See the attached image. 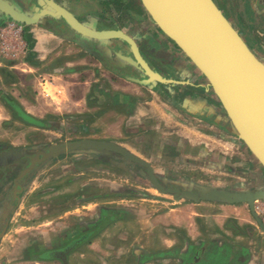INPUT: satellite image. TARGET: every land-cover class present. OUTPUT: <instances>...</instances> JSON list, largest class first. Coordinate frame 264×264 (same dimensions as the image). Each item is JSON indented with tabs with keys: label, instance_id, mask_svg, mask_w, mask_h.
Masks as SVG:
<instances>
[{
	"label": "crops",
	"instance_id": "1",
	"mask_svg": "<svg viewBox=\"0 0 264 264\" xmlns=\"http://www.w3.org/2000/svg\"><path fill=\"white\" fill-rule=\"evenodd\" d=\"M87 3V8L82 10L83 12H106V2L101 4L97 2L98 5H95L96 2L93 3V0H90ZM249 6L256 10L258 14L257 18L239 20L243 27L245 26L247 36L257 43L260 41L261 36L264 37V0H249ZM45 31L47 33L44 34H41L36 29H30L29 31V33L34 32V35L31 34L35 39L33 50L36 51L37 58L42 61L49 56V52L53 49V44L51 48L43 45L44 41L50 42L54 38L49 34L51 31ZM81 63L84 62L81 60H71L62 64L63 66L61 65L60 70L57 72L42 74L45 77H52L50 85L53 91L51 97H45L43 100L38 97V110L40 112H52L54 115L63 113L80 114L85 112L89 114L99 113L100 118H104V122L108 118V123L105 122L104 128L98 133L100 137L94 139L111 140L121 144L134 154L149 161L156 173L158 171L155 169L154 162L151 158L148 160L144 152L147 149H154L155 147L159 153L173 148L174 154L179 155L180 161H184L185 165H190L195 160L193 163L204 170L212 167L213 169H222L226 166L229 167V165H240L242 160L247 159L244 156L245 153L239 147L240 141L233 136H231V142L228 144L224 140L223 135L217 134V141L212 140L211 143L208 141L207 137L209 136L206 134L199 132L198 136L195 130L184 128L183 132L178 133L180 138L177 139V143L163 140L167 137L157 136V138H153L151 136L153 135V130L160 126V121L164 122L162 124L164 126L168 122L173 121L171 118L172 111H170L171 106L163 100L160 92L148 87L146 90L149 95L144 90L128 85L129 81L121 77H117V80L113 82L114 85L108 86V89H105L104 86L96 83L97 78L92 81L82 80L79 77L81 73L76 72L80 68L69 67L74 66L72 64ZM55 65L53 64V66ZM93 65L96 71L101 70L99 69V64ZM188 65L190 66V64ZM27 68L28 70H35L36 66H32L33 69L31 66H27ZM101 76L107 77L104 74ZM195 76H198L196 71H194L192 79ZM70 78L74 79L71 80ZM73 85H78L76 94H74ZM93 89L107 93L108 100H94L92 95ZM144 92L147 95H143ZM127 96H130V98ZM195 96L193 104L196 105L202 100L198 99V94ZM187 102V99H185L186 105H188ZM195 105H192V107H195ZM175 114L177 113L175 112ZM199 117L201 118V116ZM182 118L185 119V117ZM197 122L196 127H207L209 130H213L212 126L201 123L200 119ZM140 132L150 135L146 137L140 135ZM134 133L136 135L139 134L137 136L138 139L140 138L150 143V145L143 147V150L135 149L133 147L134 144L130 143L131 139L129 138ZM123 137L126 140L121 139ZM158 156L161 157L160 154H157ZM198 182L199 184L210 185L202 181ZM144 189L147 190L146 188ZM128 199L129 202L132 201L131 198ZM112 202L104 201L99 202V204L97 203L100 213L110 211L111 214H115L116 212V214H120L123 218L117 215L116 219H109V221L103 222L100 234L98 232L87 243L81 244L73 251L68 257V264H125V262L128 264H184L181 263L178 257L158 258L157 254L160 251L171 249L183 257L190 250L193 252L194 247L202 245L205 242H208L209 245L215 242L217 247L224 244L231 245L232 248L227 250L228 252L225 257L218 256L216 252H212L210 256L206 255L202 260L203 264H234L231 259L233 256L238 255L241 262L239 260L236 262L237 264H264V229L255 227L247 215L242 216L241 207L236 204L219 203L218 206H215L212 202L185 205L172 203L173 207H170L162 216L159 214L155 215L154 210H151L149 216L136 219L133 216H130V218L126 216L130 215L129 213H137L135 210L137 204H124L122 202L119 204L120 202L118 201L115 206H128L127 208L132 210L128 214H123L119 213L120 209H114L116 207L111 206V204H114ZM83 207L86 208V206ZM36 208V206L28 208L36 216H30L31 218H39V215L35 211ZM219 209L222 212L214 215L210 214ZM20 212L22 217H25V214L28 213L25 209L23 211L15 210L9 220V227L7 226L4 235L1 237L2 239H0V264H61L57 260L42 261L32 257L30 254L41 251L42 248L40 250H33V246L27 247V244H44L46 247H55L58 243L57 237L59 233L67 231L68 228L74 227L77 223L94 221L99 217V214L96 212L88 215L72 210L50 219L36 220L30 224H23L19 229L10 227ZM84 214L88 217H93H83ZM70 216L74 221L70 222ZM114 216L112 215V217ZM133 224H135V228L131 226ZM161 226L167 232V235H163L162 237L160 234L158 235L161 232ZM244 227L245 229L247 227L246 231L242 230ZM22 228H24V232L28 233L25 242L22 240L23 238L15 237L12 234V232L23 230ZM256 231L259 232L260 239L254 237ZM223 238H225V241ZM29 248L30 250H28ZM206 251L204 254H206ZM25 252L28 256H26ZM214 259H220V261H214Z\"/></svg>",
	"mask_w": 264,
	"mask_h": 264
},
{
	"label": "rangeland",
	"instance_id": "2",
	"mask_svg": "<svg viewBox=\"0 0 264 264\" xmlns=\"http://www.w3.org/2000/svg\"><path fill=\"white\" fill-rule=\"evenodd\" d=\"M104 2L108 3L107 0L103 1L102 3ZM138 8L140 14L143 15V28H148L149 26L152 29H156L163 43L161 49H163L167 55H170V58L175 60L177 59V64L179 60H181L182 68H184L183 66L187 67V65L190 64L187 58L181 51L171 48V42H169L167 38L158 30L157 26L152 23L139 0H113L111 10L113 16L118 18L119 23H122L124 28L129 30L130 28L125 25V23H129L130 20L127 10L136 11ZM106 10H108V5ZM93 14L95 13H89V15ZM117 15H120L122 18L118 17ZM6 20L7 19L2 20L0 25ZM232 22L234 21L232 20ZM24 29L25 32L28 33L30 29H36L37 31L41 32V34L47 33L45 31L46 29L38 23L26 26L24 25ZM30 33L34 35V32ZM49 34L54 37L53 40L50 42L44 41L43 45L51 48V45L53 44V49L51 52H49V56L43 61L36 56L38 65L36 66L35 70H28L27 68V66H31L32 68L34 65H30L28 63L23 65L19 61H12L9 58L2 57L0 55V89L8 95L15 97L27 112L33 114L36 117L45 119L48 123H53V127L47 128L26 125L20 120L15 119L12 116L11 110H9V108L0 99V145H6L8 147L18 149L20 148L24 154L34 152L35 150L51 143L80 138L100 137V134L98 133L104 128V123H108V118L104 122V118H100L99 113L89 114L85 112L80 114L63 113L60 115H54L52 112H40L38 110V97H40L42 100L47 97L42 95L39 86V80L43 76V73L54 71L57 72L60 70L62 64H65L71 60H81L84 63L72 64L74 66H69L80 68L79 71H76L81 73L79 76L80 79L92 81L97 78L96 83L104 86L105 89H108V86L114 85L113 82L117 80V77H115L113 73L109 72V70L104 68L103 65H101L97 60L89 56L88 53L76 45V43L67 39H63L53 32H50ZM263 39L264 37L261 36L260 41H264ZM23 62H25L24 58ZM53 64H56L57 66H53ZM93 64H99V69L101 70L96 71ZM13 65L17 66L13 67ZM178 67L181 68V66ZM22 68H25V70H22ZM5 71L9 73L7 74ZM102 74L107 75V77L101 76ZM180 74V78L184 79L188 77L185 69L183 70V73ZM47 79L50 82L52 81V77H47ZM70 79L72 80L74 78ZM128 83V85L144 90L148 93L146 90L148 88L147 86L130 81ZM72 87L75 91L74 94H76L78 85H73ZM178 89L181 88L179 86L168 87L166 85L158 84L157 90L161 92L160 95L162 96L163 100L168 102V105L171 106L170 111H172L171 118L173 121L168 122L165 126L162 125L164 122L160 121V126L153 130V135L151 136L153 138H157V136L167 137L163 140H169L177 143V139L180 138L178 133L183 132L184 128H190L193 131L195 130V132L198 133V136L199 132L209 136L207 139L211 143L212 140L217 141V134H221V136L223 135L226 143L229 144L232 139L231 135L223 133L222 130H220L214 124L200 117L190 115L183 109L174 107L170 103L168 99L169 96L170 98L174 99V96H171V93H177V95L179 94V97H181L183 93H194L192 89H184L183 91L179 92L177 91ZM197 91L198 95L201 96L202 92L199 90ZM147 93L144 92L143 95H147ZM173 111H175L177 114H175ZM182 117H185V119ZM198 119H200L201 123L207 126H212L213 130H209L207 127H196ZM140 135L147 137V135L150 134H143L140 132ZM137 136H139V134L136 135V133H134V135H130L129 137L131 139L130 143L134 144L133 147L135 149L143 150V147L150 145V143H147L140 138L138 139ZM121 139L126 140L125 137ZM239 147L245 153L242 154H244L245 158L247 159L242 161L240 160V165H229V169L228 167H223L222 169H213L212 167L204 170L193 163L195 160L192 161L190 165H185L184 161H180V156L174 154V150H172L173 148L159 153L158 149L155 147L156 149L150 148L144 152L147 155L148 160L151 158V160L154 162L155 169L158 171V178L161 180V182L199 183L198 181H202L210 185L229 189H254L263 185L264 174L262 167L242 142H240ZM157 154H160L161 157H157ZM110 156L112 155H102L98 153H68L60 155L46 162L44 165L39 167V169L28 179L21 194V200L15 209L16 211H23L25 209L28 213L25 214V217H22L20 212V214L16 216L17 219L13 221V224L10 227H16L19 229L23 224H30L36 220L50 219L56 215L72 210L77 211V213H86L88 215L95 212L98 213V204L99 202L104 201H113L112 203L114 204H111L113 207L118 201L120 202L119 204H121V202L124 204H137V206H135L137 213H129L130 215L126 216L128 218L133 216L136 219L149 216L151 214V210H154L155 215L159 214L162 216L164 212L169 210L170 207H173L172 203H176V205L193 203L187 199L174 201L171 195L158 192L143 175V168ZM235 162L237 163V161ZM232 167L235 168L232 169ZM255 175H259L260 178H255ZM128 198H131L132 201L129 202ZM212 203H214L213 205L215 206L219 205V202ZM255 204L258 206L264 205V200H258ZM236 205L241 207V212H243L242 216L247 215L255 227L259 228L256 221L251 216L247 204L239 203ZM30 206L37 207L35 211L36 214L39 215V218H31L35 215L28 210ZM83 206H86V208ZM115 207L116 208L114 209H128V206L122 205ZM38 211H40V213H38ZM220 212L222 211L219 209L218 211L212 212L210 214L214 215ZM86 214H84L83 217H93H88ZM114 215V217H111V220L114 218L116 219V215L121 217V215L116 214V212ZM259 215L264 221V213L261 212ZM69 220L70 222L74 221L71 216L69 217ZM9 225L10 224H8V227ZM134 225L135 224L131 226L135 228ZM22 229L23 230H19L18 232H12V234L15 237L23 238L22 240L25 242V240H27L26 235H28V233L24 232V228ZM160 229L161 232H159L158 235L160 234L161 237L163 235H167V232H165L162 226ZM242 230L246 231L247 227L246 229L244 227ZM100 232L101 230L99 231V234ZM254 237L260 239V234L258 231L254 233ZM223 240L225 241V238H223ZM8 243L10 242L8 241ZM28 246H33V250H40L45 245L27 244V247ZM28 250H30V248ZM25 254L28 256L26 252ZM125 264L128 263L125 262Z\"/></svg>",
	"mask_w": 264,
	"mask_h": 264
},
{
	"label": "water",
	"instance_id": "3",
	"mask_svg": "<svg viewBox=\"0 0 264 264\" xmlns=\"http://www.w3.org/2000/svg\"><path fill=\"white\" fill-rule=\"evenodd\" d=\"M44 1L46 6L37 7L33 13H29L23 11L13 0H0V18L3 16L26 26L37 23L45 15L61 17L70 29L81 37L93 39V42L107 45L112 39V43L120 47V42L116 41L118 38L126 43L131 55L118 54L119 57L142 71L140 77L126 76V80L150 89L156 88L157 83H180L152 69L141 56L134 39L122 29H96L55 1ZM139 1L158 30L171 42V48L181 51L195 68L198 77L204 80L206 89L220 103L230 131L253 155L264 174V59L247 44L235 23L226 18L213 0ZM39 4L43 6L42 1ZM80 43L84 49L96 55L90 47ZM68 153L112 155L124 162L135 163L144 169L143 175L158 192L172 195L174 201L187 199L193 203H246L253 219L264 229L263 220L255 207L256 201L264 200V184L254 189H229L192 182H173V186H166L149 161L121 144L105 139L80 138L51 143L31 154H25L28 161L14 178L6 212L0 222V239L21 200L23 184L29 174L36 172L49 160ZM256 177L260 178L259 175H255ZM109 219L111 217L95 225L88 235H96L101 230L102 223ZM84 240V234L80 230L59 247L30 255L42 261L59 259L62 264H68L69 255ZM163 254L157 255L159 257Z\"/></svg>",
	"mask_w": 264,
	"mask_h": 264
},
{
	"label": "flooded vegetation",
	"instance_id": "4",
	"mask_svg": "<svg viewBox=\"0 0 264 264\" xmlns=\"http://www.w3.org/2000/svg\"><path fill=\"white\" fill-rule=\"evenodd\" d=\"M13 1L17 5H19L23 11H29V13H33L37 7L41 8L44 7V5L46 6L44 0H13ZM40 1L43 2V6L39 4ZM53 1L69 9L72 13H74V15L77 16L79 20L82 21L86 20L85 21L86 23L94 26L96 29H107V28L122 29L126 34L130 35L134 39V41L138 46V50L141 56L146 60V62L152 69L159 72L162 76L166 78H172L180 82V83H167V84L157 83V86L158 84L166 85L168 87L179 86L181 89H178L177 90L178 92L183 91L184 89L193 90L194 92L193 94L183 93L181 97H179V94L177 95V93L176 94L171 93V96L173 95L174 99L170 98V96L168 99L174 107L177 108L179 107L190 115L197 117L201 116L202 119L214 124L220 130H222L223 133H227L237 139V137L229 129V124L224 118V113L222 111L220 103L214 98V96L209 92V90L206 89L204 80L200 79V77L198 76L197 77L195 76V78L192 79V77L194 76V69H195L194 67H192V65L190 66L187 65V67L183 66L184 68H182L181 60H179L177 64V59L175 60L170 58V55H167V53L163 51V49H161L163 43H162V39H160V36L157 33V30L152 29L149 26L148 28L147 27L143 28L144 19H143V15H141L139 12V8L136 11L127 10V14L130 17L131 21L129 20V23H125V25H127L130 28L129 30H126L122 25V23L121 24L119 23L118 18L114 17L112 14L111 9H112L113 0H107L108 3L106 4L108 5V10H106V12L104 13L96 12L95 15H89L88 12L82 11L87 8V4H88L87 2L90 0H53ZM103 1L104 0H93V3L96 2L95 5H98L97 2L101 4ZM213 1L218 6V8H220L222 13L226 16V18H228L230 21L232 20L234 21L233 23H235V25L237 26L238 32L245 39L247 44L259 56H261L264 59V41H258L257 43H255L254 41L249 39L245 30L246 29L245 26L243 27L242 23L239 20V19L257 18L258 14L253 7L249 6V0H213ZM117 16L122 18L120 15ZM0 19L4 20L6 18L2 16ZM37 23L41 25L43 28H45L47 31H51L56 35L62 37L63 39H67L76 43V45H78L81 49H83L86 53H88L89 56L99 61L104 68L108 69L109 72L113 73L115 77H121L123 79H125L126 76L140 77L142 73L141 69H138L136 66L129 64L126 60L119 57L118 54L127 56V55H131V52L129 46L126 43L119 40L118 38L116 39V41L120 42L121 45L120 47L112 43L113 42L112 39L109 40L107 45L103 42H98V43L93 42V39L89 37L88 38L81 37L79 33H76L74 30L70 29L65 24L64 20L61 17L53 18L49 15H45L42 16ZM80 42L90 47L96 53V55L84 49V47L80 45L81 44ZM176 64L178 66H181V68L178 67ZM184 69L185 72H187V74L189 75L187 78L183 79L180 78L179 75H181L180 73H183ZM176 72L178 75L176 74ZM197 90L202 92L201 96H199L198 98L199 100L202 101L198 102L196 106L193 103L195 102L194 99L196 98L195 94H198ZM185 99H187L188 105H186ZM192 105H195V107H192ZM31 153H26V154H31ZM27 161L28 159L25 157V154L22 151V149L8 147L6 145H0V197H1L0 222L3 219V213L6 212V208H7L6 203L9 200V193L13 187L14 178L19 174V172L25 166ZM126 163L135 164L132 162H126ZM34 173L29 174V176L25 180L23 184V190L28 179ZM162 183L165 184L166 186H173V184L170 182L167 183L162 182ZM98 214L99 217L96 218L94 221H89V222L84 221L81 223H77V225H74V227L72 226L68 228L67 231L65 232L62 231L63 233H59L57 237L58 243L57 245H55V247L43 246L41 250L59 247L60 245L64 244L70 236L75 235L80 230H82L85 237L83 243H87L92 237L88 235V233L92 230V228L95 225L100 224L103 220H106L112 217V215H114L113 213L111 214L110 211H107L105 213L104 212L100 213L99 209H98ZM79 246L75 247L73 251H75ZM194 248L195 249L193 252H191L190 250L188 254L183 257L176 254L174 250L171 249L163 250L160 251L159 253L161 254L164 253V254L159 256L158 258L178 257L181 263L184 264H203L202 260L206 255L210 256L212 252H216L218 256L225 257L228 252L227 250L229 248H232V246L224 244L217 247L215 242L214 243L212 242L210 245L208 242H205L204 244L198 245ZM205 251L206 254H204ZM220 259L218 260L214 259V261H220ZM56 260L62 264V262L59 259ZM239 260L241 262L239 255L233 256L231 259V261L234 262V264H237L236 262Z\"/></svg>",
	"mask_w": 264,
	"mask_h": 264
},
{
	"label": "built area",
	"instance_id": "5",
	"mask_svg": "<svg viewBox=\"0 0 264 264\" xmlns=\"http://www.w3.org/2000/svg\"><path fill=\"white\" fill-rule=\"evenodd\" d=\"M27 51V43L24 38V25L12 19H7L0 25V55L9 58L12 61H19L23 65L24 55ZM17 65H13L16 67ZM25 70V68H22ZM50 81L47 77L42 76L39 80L40 90L43 96L51 97ZM58 91V90H57ZM258 213H264V205L255 204Z\"/></svg>",
	"mask_w": 264,
	"mask_h": 264
},
{
	"label": "trees",
	"instance_id": "6",
	"mask_svg": "<svg viewBox=\"0 0 264 264\" xmlns=\"http://www.w3.org/2000/svg\"><path fill=\"white\" fill-rule=\"evenodd\" d=\"M2 20L0 19V22ZM24 38L27 43V51L26 55L24 57V61L30 65L37 66L38 65V60L36 58V51L33 50L34 44H35V39L31 35V33L24 32ZM7 72V71H5ZM9 72H7L8 74ZM158 87V86H157ZM157 87L154 90H157ZM92 95L94 97V100H100V99H106L108 100V94L105 92H102L100 90L93 89ZM130 98V96H127ZM0 99L4 102V104L11 110L12 116L15 119L20 120L26 125H32L35 127H42V128H47V127H53V123H48L45 119L39 118L34 116L33 114L27 112L21 104L18 102V100L11 96L8 95L7 93L3 92L0 89ZM29 119H26V118ZM129 211H132L131 209H125L124 211L122 209L119 210V213L123 214H128ZM107 223V222H106ZM105 224V223H104ZM234 260V259H233Z\"/></svg>",
	"mask_w": 264,
	"mask_h": 264
}]
</instances>
